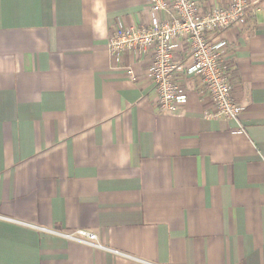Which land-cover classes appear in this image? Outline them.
<instances>
[{
  "label": "crops",
  "instance_id": "0c3cea01",
  "mask_svg": "<svg viewBox=\"0 0 264 264\" xmlns=\"http://www.w3.org/2000/svg\"><path fill=\"white\" fill-rule=\"evenodd\" d=\"M117 20L145 0H0V264H264V0L226 35L238 121L158 113Z\"/></svg>",
  "mask_w": 264,
  "mask_h": 264
},
{
  "label": "built area",
  "instance_id": "2783aa9c",
  "mask_svg": "<svg viewBox=\"0 0 264 264\" xmlns=\"http://www.w3.org/2000/svg\"><path fill=\"white\" fill-rule=\"evenodd\" d=\"M258 1L145 0L149 22L134 26L117 20L107 39L109 56L115 68L124 54L136 63L146 62L144 75L153 84L158 113L174 114L194 93L210 102L203 118L238 121L244 107L231 96L226 35L245 26L246 11L253 10ZM122 70L130 80L135 79L130 66ZM230 132L238 134L243 129L238 126ZM40 230L103 248L94 234L83 230Z\"/></svg>",
  "mask_w": 264,
  "mask_h": 264
}]
</instances>
